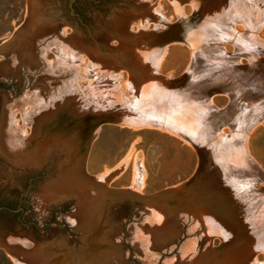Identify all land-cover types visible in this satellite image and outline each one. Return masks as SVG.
I'll return each instance as SVG.
<instances>
[{"label":"rangeland","instance_id":"374dc122","mask_svg":"<svg viewBox=\"0 0 264 264\" xmlns=\"http://www.w3.org/2000/svg\"><path fill=\"white\" fill-rule=\"evenodd\" d=\"M226 55L264 59V0H0V264H264V81L189 73Z\"/></svg>","mask_w":264,"mask_h":264},{"label":"water","instance_id":"95a60500","mask_svg":"<svg viewBox=\"0 0 264 264\" xmlns=\"http://www.w3.org/2000/svg\"><path fill=\"white\" fill-rule=\"evenodd\" d=\"M71 2H73V0H71ZM172 39L168 37L167 41L169 42ZM226 56H227L226 60L228 62H226L223 65L221 63L213 62L212 60L211 61L207 60L205 68L202 71L199 70V73L197 74L195 73V70L198 68L194 66L191 69L190 67V70H189L190 78H192L193 81L195 82L196 90L199 93H202L204 95L203 97L207 98L206 100H209L210 99L209 97H211L212 95L222 94V93H227L231 97V99H235L237 96L236 93L238 92L237 91V83H238L237 81L243 75L253 80L255 77L260 76L264 81V59L259 60V61H255L253 59L250 61L249 65L241 66L238 63H235L236 61L232 60L230 56L228 55ZM136 73H139V72H136ZM197 101H202V100H197ZM120 118L122 117H120V115L116 113H107V112L106 113L105 112L93 113L89 116L82 117V119L79 120L78 125H80L81 129L83 130L82 138H83L84 143L86 144L90 141L93 134L99 127L105 124H109V123H117ZM57 125L60 126V123H58ZM78 140L79 139L77 137H75L74 140H69L70 142V144L68 145L69 151H67V154L65 155L66 156L65 160L63 161V166H62L63 170L65 168L64 166L66 165H69V167L72 166L73 169L75 168L77 170L79 169L81 165L80 160L82 156H81V152L79 153V150H77L78 148L76 147L78 146L77 145ZM60 142L64 143L65 141L60 140ZM192 183L193 181L185 183L178 189L166 190V191H163L161 193H158V194H155L149 197H139L134 194L130 196L136 197L138 201H141L142 203L146 205H151V206H164L168 204L169 205L171 204L179 205L187 198L186 191L190 189ZM249 188H251V190H254L253 186ZM207 200L208 199H206L205 201L209 203V201ZM2 210H7L13 213H18L21 210V208L11 209L6 206H0V211ZM87 218H89L90 220L92 219L95 222L96 216L94 215L92 209L90 213L88 214ZM85 227L90 229V225H88V223H86ZM230 239L231 237L224 242L225 243L227 242L228 244Z\"/></svg>","mask_w":264,"mask_h":264},{"label":"bare ground","instance_id":"6f19581e","mask_svg":"<svg viewBox=\"0 0 264 264\" xmlns=\"http://www.w3.org/2000/svg\"><path fill=\"white\" fill-rule=\"evenodd\" d=\"M154 114V113H153ZM146 116V115H145ZM157 117V116H156ZM159 118H161L160 116H159Z\"/></svg>","mask_w":264,"mask_h":264},{"label":"flooded vegetation","instance_id":"af4514ba","mask_svg":"<svg viewBox=\"0 0 264 264\" xmlns=\"http://www.w3.org/2000/svg\"><path fill=\"white\" fill-rule=\"evenodd\" d=\"M21 211V210H20Z\"/></svg>","mask_w":264,"mask_h":264}]
</instances>
